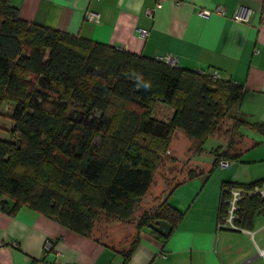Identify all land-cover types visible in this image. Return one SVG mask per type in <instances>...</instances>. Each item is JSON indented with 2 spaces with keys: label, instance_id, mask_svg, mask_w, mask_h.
<instances>
[{
  "label": "trees",
  "instance_id": "trees-1",
  "mask_svg": "<svg viewBox=\"0 0 264 264\" xmlns=\"http://www.w3.org/2000/svg\"><path fill=\"white\" fill-rule=\"evenodd\" d=\"M242 92L230 78L27 21L0 0V107L12 104L9 114L0 110L10 122L0 127L9 133L0 136V209L14 213L26 205L86 235L99 214L126 221L175 129L195 152L210 135L232 141L221 128L225 118L233 130L264 134V121L249 122L238 111ZM155 102L172 108L168 119L155 117ZM235 154H216L214 161ZM198 174L189 169L186 176ZM257 213H264V197L245 196L237 223L250 227ZM182 217L164 198L142 212L135 228L163 237L148 222L162 218L174 228Z\"/></svg>",
  "mask_w": 264,
  "mask_h": 264
},
{
  "label": "crops",
  "instance_id": "crops-1",
  "mask_svg": "<svg viewBox=\"0 0 264 264\" xmlns=\"http://www.w3.org/2000/svg\"><path fill=\"white\" fill-rule=\"evenodd\" d=\"M9 3L27 21L146 56L170 55L180 66L230 78L243 89L238 111L249 122L264 121V0ZM218 4L224 6V14L212 13L207 18L197 14L201 8L212 9ZM238 6L251 10L248 21L231 18ZM88 9L99 14L98 22L85 18ZM138 28H146L148 33L141 36ZM163 106L166 105L162 103ZM169 110L164 120L171 116L172 108ZM238 131L231 142L228 137L218 136L223 142L212 148L217 149L214 154L203 158V145L201 151H193L192 140L181 129H175L164 156L169 158L170 166L181 162L180 167L173 171L165 168L163 172H171L169 181L183 176L168 187L162 178L149 205L151 208L167 198L183 212L181 220L165 236H156L143 227L139 232L135 230L129 242L115 244L99 239L93 232L79 233L22 205L14 213L0 209V264H122L124 251L133 240L135 245L127 264H264V219L256 214L250 227L239 229L219 223L222 183L245 184L264 178V134L246 127ZM227 151L237 154L225 158L230 161L228 166H219L215 155ZM189 169L199 174L188 178ZM154 173L137 206L152 188ZM193 179L197 182L195 192L178 191L181 183Z\"/></svg>",
  "mask_w": 264,
  "mask_h": 264
},
{
  "label": "rangeland",
  "instance_id": "rangeland-1",
  "mask_svg": "<svg viewBox=\"0 0 264 264\" xmlns=\"http://www.w3.org/2000/svg\"><path fill=\"white\" fill-rule=\"evenodd\" d=\"M163 105H166V104H163ZM11 107H12V104L10 102L3 101L0 107V110L3 113L9 114L12 109ZM168 107L169 106L167 105L162 107L161 102H155L152 105L151 109H152V113L156 115L155 116L156 118L163 119L170 111L169 110L170 107L169 108ZM9 124L10 122L8 120V117L6 116L0 117V127H8ZM221 128L227 130L226 134L227 136L231 138H236L239 134L238 133L239 131L237 129L236 130L232 129V120L229 118H225L222 121ZM0 136L9 137V133L5 129L0 128ZM222 142L223 140L218 136H212V135L208 136L202 144L204 147L203 153H202L203 158H207L210 155L214 154V151H212V148L218 146ZM164 154L162 156V159L156 165L152 188L146 194L144 200H142L140 204H138V206L136 205L130 218L126 221H121L117 219L107 218L103 214H99L94 221L93 230H92L95 236H97L101 240L112 241L115 244H118L119 242H122V241L129 242V240L133 238L132 236L136 230L135 224L138 221L139 216L145 210H149L150 209L149 205L151 204V202H153L152 198H153V193H154L153 190L155 191V186H157L160 180L164 178L166 181V186L168 187L172 185L176 180L182 178L183 176V175H178L175 180H171V181L168 180V178H170L171 172L166 173V172H163V170L165 168H168L169 171H173L174 169H176V167H180L181 162H178L170 166L171 162L169 161V158L167 159V157L164 156ZM165 159H166V162L168 163L166 162L164 163ZM193 183H194V187L192 186ZM196 183L197 182H195V179L186 180L183 183H181L178 191L179 192L182 190L189 191L191 189L190 193L192 191L195 192L194 188H195ZM256 217H260L259 219L263 220L264 214L257 213Z\"/></svg>",
  "mask_w": 264,
  "mask_h": 264
},
{
  "label": "built area",
  "instance_id": "built-area-1",
  "mask_svg": "<svg viewBox=\"0 0 264 264\" xmlns=\"http://www.w3.org/2000/svg\"><path fill=\"white\" fill-rule=\"evenodd\" d=\"M161 2L158 1L157 5ZM225 8L223 5L218 4L212 9L201 8L197 11V14L203 18L209 17L212 13L224 14ZM251 10L246 7L238 6L232 13L231 18L238 21H248ZM85 18L94 22L99 21V14L91 9L85 11ZM139 34L145 36L148 31L146 28H138ZM169 63H176V59L170 55L161 57ZM213 77H219L215 72H211ZM219 166L226 167L230 164L228 159L220 158L217 162ZM257 194L264 197V182L261 184H255L249 189H244L237 185H225L221 189L219 201L222 207L221 214L219 216V223L230 229H239L241 226L237 223L239 218L240 202L245 196H251ZM150 264H157L151 262Z\"/></svg>",
  "mask_w": 264,
  "mask_h": 264
},
{
  "label": "water",
  "instance_id": "water-1",
  "mask_svg": "<svg viewBox=\"0 0 264 264\" xmlns=\"http://www.w3.org/2000/svg\"><path fill=\"white\" fill-rule=\"evenodd\" d=\"M147 226L163 236L166 235L172 228L171 224L162 218H154L148 222Z\"/></svg>",
  "mask_w": 264,
  "mask_h": 264
}]
</instances>
